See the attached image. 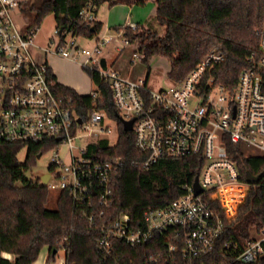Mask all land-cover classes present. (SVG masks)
I'll list each match as a JSON object with an SVG mask.
<instances>
[{
    "label": "built area",
    "instance_id": "2783aa9c",
    "mask_svg": "<svg viewBox=\"0 0 264 264\" xmlns=\"http://www.w3.org/2000/svg\"><path fill=\"white\" fill-rule=\"evenodd\" d=\"M20 2L0 0V139L47 148L68 146L69 163H64L57 150L45 186L50 192H67L95 226L96 218L113 206L111 185L124 159L104 158L91 152L90 147L102 141L115 146L120 127L124 129V123L133 121L136 149L146 157L144 170L160 167L164 171L192 160L198 173L179 185L181 196L168 206L146 210L137 203L136 223L126 214L102 224L98 228V248L108 256L116 241L135 248L154 233L172 231L166 238L170 252L181 248L183 256L191 261L213 251L252 187L242 179L228 144L257 152L245 156L264 157V29L258 52L248 60L252 68L241 73L233 90L218 84L212 74L215 65L224 61L223 55L215 53L183 81L154 90L148 80L132 79L113 69L104 57V49L116 39L125 38L116 47L119 53L131 45L124 30H102L85 39L92 42V47L82 45L79 40L84 38L74 33L62 40L56 31L58 41L43 48L35 43L38 29L24 32L13 19ZM98 10L93 4L85 7L80 12L82 21L97 22ZM125 27L136 30L138 24L128 22ZM51 54L97 74L111 91V106L117 118L97 108L99 87L97 93L88 95L95 99L93 109L86 117L81 116L83 102L61 92L59 82L53 79L46 59ZM84 139L87 142L77 147L76 142ZM196 182L202 190L199 195L195 194ZM226 247L232 248V243ZM262 256L264 228L246 242L235 261L252 264Z\"/></svg>",
    "mask_w": 264,
    "mask_h": 264
},
{
    "label": "trees",
    "instance_id": "16d2710c",
    "mask_svg": "<svg viewBox=\"0 0 264 264\" xmlns=\"http://www.w3.org/2000/svg\"><path fill=\"white\" fill-rule=\"evenodd\" d=\"M148 0H28L22 12L30 22L26 32L40 28L43 21L54 15L57 31L62 40L69 33L87 39L98 35L104 25L97 21L85 24L80 12L90 4L100 9L108 4L145 5ZM20 2V3H21ZM21 3V6H22ZM20 5V4H19ZM153 22L138 24L136 30L125 26L130 44L138 42V55L143 63L154 57L169 60L171 82H181L211 54L224 56L215 65L212 74L218 84L233 90L241 73L252 68L249 58L259 50L264 29V0H156ZM162 29V33L157 30ZM100 90L98 109L106 110L117 118L111 106V91L99 81L97 74L85 70ZM53 79L58 83L57 77ZM58 89L83 102L79 109L86 117L96 103L91 96H81L74 89L60 83ZM27 148L26 161L21 163L18 155ZM50 148L41 145H21L0 139V252L11 255V260L1 258L0 264H34L44 248L49 249L51 264L60 250L65 251V264H244L235 261L246 242L264 228V157L245 156L241 145L228 144V151L237 163L243 180L249 174L263 176L261 182L252 186L238 216L227 223L215 249L194 260H187L180 248L170 252L166 238L172 231L154 233L143 244L131 248L115 242L111 255L106 256L99 248V227L110 224L122 215H130L134 223L140 204L146 210L164 208L181 196L179 185L198 173L192 160L185 166H175L161 171L160 167L144 170L146 159L135 146L132 132L119 129L115 146L107 141L93 144L91 152L104 158L121 157L124 166L111 185L113 206L103 217H97L95 226L86 212L72 202L67 192H60L56 209L48 208L50 191L40 180L28 177L36 166L39 155ZM149 174V175H148ZM147 175V177H146ZM89 213V211H87ZM232 243V248L226 244ZM181 247V246H180ZM56 252V254H54ZM264 264V256L255 263Z\"/></svg>",
    "mask_w": 264,
    "mask_h": 264
},
{
    "label": "rangeland",
    "instance_id": "374dc122",
    "mask_svg": "<svg viewBox=\"0 0 264 264\" xmlns=\"http://www.w3.org/2000/svg\"><path fill=\"white\" fill-rule=\"evenodd\" d=\"M21 1L25 3L28 0ZM155 2L156 0H149L145 5H135L133 7L128 5H117L114 7H110L108 4L103 5L98 10V19L104 24L103 31L107 32L110 30V32L113 33L115 27L126 26L128 22L140 23L141 25L152 23L156 12ZM21 3L19 8L13 12V19L25 32L30 18L27 14L22 12L23 3L22 6ZM56 27L54 15L48 16L35 33V43L43 48L51 47V43H56L58 41ZM157 30L162 33V29L158 28ZM66 38L69 39L70 35H67ZM124 39V37L116 39L104 49L103 55L107 58L110 67L119 71L126 77L148 80L150 88L154 90L170 87L172 82L169 79V72L171 69L169 60L164 57H154L149 63H143L137 53L139 47L138 42L131 44L122 53H119L116 47L120 43H123ZM79 42L86 47L93 46L92 42L89 40L81 39ZM46 59L58 75V79L62 84L77 89L83 95L97 93L98 85L91 80L88 73L79 63L62 59L53 54L48 55ZM114 137V139H116L117 136L115 135ZM86 142V139L78 141L76 142V146L80 147ZM113 142H116V140ZM57 150L59 151L60 158L65 164H68L70 158L69 147L65 144L57 148L53 147L45 151L41 158L37 160L36 166L27 174L28 177L41 181L42 177L51 170L54 164V153ZM241 151L244 154H257L255 150L247 148L246 146H241ZM27 153V148H23L19 153L18 159L21 163L26 161ZM53 182H55V180ZM59 194L58 191L50 192L47 205L49 209H56ZM42 253L44 255L49 254V249L44 248ZM40 260L41 257L39 258V261ZM64 260L65 251L60 250L55 257V261L51 264H64Z\"/></svg>",
    "mask_w": 264,
    "mask_h": 264
},
{
    "label": "water",
    "instance_id": "95a60500",
    "mask_svg": "<svg viewBox=\"0 0 264 264\" xmlns=\"http://www.w3.org/2000/svg\"><path fill=\"white\" fill-rule=\"evenodd\" d=\"M60 34H62V31H60ZM102 65H103V67H106L105 60H102ZM133 123H134L133 121L128 122V123H124V131L125 132H132V130H133ZM39 158H40V156L38 157V159ZM49 177H50L49 174H46V175H44L42 177L41 181H42V183L44 185L47 184ZM262 178H263V176H261V175L260 176H253V175L249 174L247 176V183L250 184V185H252V186H256V185H258L261 182ZM201 193H202V190L198 187V183L196 182V185H195V194L196 195H199ZM54 254H56V252H54Z\"/></svg>",
    "mask_w": 264,
    "mask_h": 264
},
{
    "label": "crops",
    "instance_id": "0c3cea01",
    "mask_svg": "<svg viewBox=\"0 0 264 264\" xmlns=\"http://www.w3.org/2000/svg\"><path fill=\"white\" fill-rule=\"evenodd\" d=\"M149 1V0H148ZM130 7H133V6H130ZM98 21L100 22V20L98 19ZM102 23V22H101ZM103 24V23H102ZM136 24H140V23H136ZM104 25V24H103ZM51 66V65H50ZM52 68V67H51ZM52 71H53V73H54V75L57 77V80H58V82L60 83V84H62L60 81H59V79H58V75L55 73V71H54V69L52 68ZM62 85H64V84H62ZM64 86H66V85H64ZM68 87V86H67ZM71 88V87H70ZM72 89H74V88H72ZM76 92H78V93H80L77 89H74ZM46 249H48V248H46ZM40 257H41V260L39 261V259L34 263V264H46L47 262H48V257H49V254H43V253H41L40 254ZM39 257V258H40ZM1 258H5V259H9V260H11L13 257L11 256V255H9V254H6V253H1L0 252V259ZM64 264H65V260H64Z\"/></svg>",
    "mask_w": 264,
    "mask_h": 264
}]
</instances>
